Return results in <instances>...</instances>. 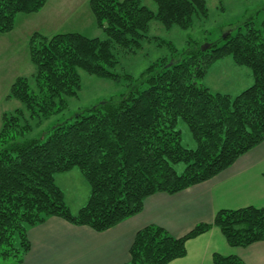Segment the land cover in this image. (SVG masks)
Returning <instances> with one entry per match:
<instances>
[{"label":"trees","instance_id":"trees-1","mask_svg":"<svg viewBox=\"0 0 264 264\" xmlns=\"http://www.w3.org/2000/svg\"><path fill=\"white\" fill-rule=\"evenodd\" d=\"M90 0L105 39L80 33L29 41L34 87L18 78L8 98L25 109L3 116L0 130V264H21L31 249L28 232L52 217L97 232L138 215L157 193L175 195L210 181L264 142V22H246L224 40L185 50L152 63L138 78L124 77L131 89L28 138L31 120L39 124L59 114L81 91L79 70L119 80L118 53L135 54L149 41L150 25L192 29L209 16L207 0ZM48 0H0V35L11 33L19 15L40 12ZM205 46V45H204ZM231 57L248 68L252 86L232 96L202 84L209 68ZM187 125L196 147L183 145ZM183 166V171L179 172ZM78 169L90 197L77 214L65 203L56 175ZM221 230L227 243L246 248L264 241V208L219 211L212 224H200L181 238L158 226L136 235L128 264H169L187 255V242ZM214 264H246L236 256L214 255Z\"/></svg>","mask_w":264,"mask_h":264},{"label":"rangeland","instance_id":"rangeland-1","mask_svg":"<svg viewBox=\"0 0 264 264\" xmlns=\"http://www.w3.org/2000/svg\"><path fill=\"white\" fill-rule=\"evenodd\" d=\"M142 1L150 10L157 11V5L152 0ZM57 3L56 0H51L50 5L52 7ZM50 5L40 15L31 16L29 21L27 18L21 20L15 36H11L8 45L7 42L5 43L7 48L3 46L6 55L5 61L3 59L0 66V68L3 67L0 69V130L5 114H12L17 109H25L20 101L8 98L12 84L21 77L29 79L34 87L35 66L31 62L29 45L27 39L25 40L27 32H30L29 28L33 30L32 26L35 27L37 33L46 35V37L61 33H80L89 38H106L97 25H93L92 16L87 7L88 1L68 0L61 4L64 12L60 15L53 12ZM69 5L71 6L69 7ZM207 6L209 9L208 18L196 19L193 28L189 30L179 27L166 29L159 22L153 21L149 31L150 40L143 42L141 50L135 54H117L119 64L115 72L122 76L119 80L101 79L79 70L82 87L78 97L68 99L64 111L43 120L40 124L37 120H31L33 130L28 138H38L48 133L56 124L73 118L76 113L104 101L116 99L126 93L131 89V86L124 76L130 75L138 79L158 59L172 58L174 54L171 47H174L178 53H182L195 46L203 47L206 44L222 41L228 34H236L238 28L244 26L246 22L254 23L255 27H259L264 22V0H207ZM50 13L53 18L48 19ZM20 17L26 16L21 15L18 20ZM10 44L12 45L11 51H9ZM221 61L209 68L207 78L204 80L212 92L237 96L253 85L254 79L248 68H241L243 69L241 71L244 72L234 71L236 68L233 64L229 66L227 62L222 63ZM246 73H249L250 78L246 77ZM179 128L182 131L183 145L187 148H195L196 143L187 125L181 123ZM183 168L181 166L179 172H182ZM56 183L62 189L65 203L72 214H77L89 200L90 186L88 182L78 169H74L71 173L56 175Z\"/></svg>","mask_w":264,"mask_h":264},{"label":"crops","instance_id":"crops-1","mask_svg":"<svg viewBox=\"0 0 264 264\" xmlns=\"http://www.w3.org/2000/svg\"><path fill=\"white\" fill-rule=\"evenodd\" d=\"M56 1L57 5L51 7V0H48L40 12L22 15L26 17H20L18 20L21 16L19 15L15 29L11 33L0 35V66L6 55L3 46L7 48L6 44H9L11 36L17 32L21 20L27 18L29 21L31 16L40 15L49 5L53 12L60 15L64 12L61 4L68 0ZM87 7L93 25H96L90 5ZM51 18L53 16L50 13L48 19ZM32 28L33 30L28 29L30 32L24 37L28 45L31 36L37 33L35 27ZM11 50L12 45L9 51ZM221 62H227L229 66L233 64L236 68L234 71L244 72L241 71L244 67L238 66L231 57L222 59ZM245 75L250 78L249 73ZM205 78L202 84L208 87L204 83ZM247 207L264 208V142L210 181L175 195L157 193L150 196L146 199L141 213L107 231L97 232L86 226L73 225L58 217L48 219L29 230L31 249L21 264H128L137 233L148 226L161 227L173 237L181 238L200 224H212L221 210H239ZM186 248V257L169 264H214L215 254L236 256L246 264H264V241L246 248H234L227 243L217 227H212L207 233L188 241Z\"/></svg>","mask_w":264,"mask_h":264},{"label":"water","instance_id":"water-1","mask_svg":"<svg viewBox=\"0 0 264 264\" xmlns=\"http://www.w3.org/2000/svg\"><path fill=\"white\" fill-rule=\"evenodd\" d=\"M208 47H209V45H205L202 47V50H204L205 48H208Z\"/></svg>","mask_w":264,"mask_h":264}]
</instances>
